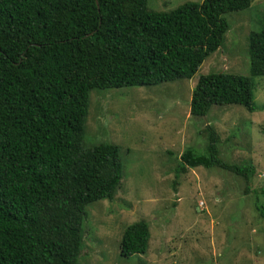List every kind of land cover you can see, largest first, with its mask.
I'll use <instances>...</instances> for the list:
<instances>
[{
    "label": "trees",
    "instance_id": "obj_1",
    "mask_svg": "<svg viewBox=\"0 0 264 264\" xmlns=\"http://www.w3.org/2000/svg\"><path fill=\"white\" fill-rule=\"evenodd\" d=\"M146 1L0 0V264H78L86 207L111 201L122 178L116 146L83 145L90 92L190 79L220 47L224 15L252 0H201L168 12L147 11ZM246 55L248 76H198L189 115L255 109L264 24L248 34ZM206 129L204 154L184 149L174 174L214 168L248 182L254 168L222 161ZM148 240L145 222L127 225L119 257L145 254Z\"/></svg>",
    "mask_w": 264,
    "mask_h": 264
},
{
    "label": "rangeland",
    "instance_id": "obj_2",
    "mask_svg": "<svg viewBox=\"0 0 264 264\" xmlns=\"http://www.w3.org/2000/svg\"><path fill=\"white\" fill-rule=\"evenodd\" d=\"M200 1L147 0L146 10ZM224 18L220 47L190 79L90 92L83 145L116 146L122 178L111 201L86 207L78 264H264V76L252 78V112L229 105L188 113L198 76H248L246 40L264 24V0ZM207 125L222 161L254 168L248 182L214 168L174 174L184 149L204 154ZM138 221L149 231L146 252L122 259L121 233Z\"/></svg>",
    "mask_w": 264,
    "mask_h": 264
}]
</instances>
